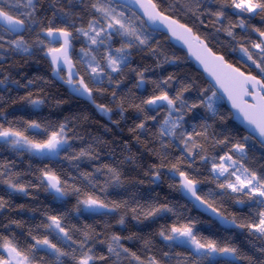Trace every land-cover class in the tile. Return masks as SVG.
Wrapping results in <instances>:
<instances>
[{
    "label": "trees",
    "instance_id": "16d2710c",
    "mask_svg": "<svg viewBox=\"0 0 264 264\" xmlns=\"http://www.w3.org/2000/svg\"><path fill=\"white\" fill-rule=\"evenodd\" d=\"M4 2L8 5L5 10L10 15L24 19L27 30L20 36L4 33L5 42L0 48V81H3L0 83V125L5 129L22 131L29 139L41 142L52 131H58L63 124L68 144L59 154L43 156L17 150L0 141V173H3L0 176V197L6 201V206L0 210V237L12 240L21 250L35 243L32 236L40 239L47 237L68 251L59 242L57 233L47 227L51 223L48 218L57 216L62 218V226L66 227L77 242L73 245L77 258L88 248L92 249L90 254L95 259L90 264H113L115 257L108 253V244L112 242L114 235L121 237L120 243L130 253H136L145 264L151 257H155L159 264H178L185 257L191 262V250L165 240L159 232L170 229L173 225L192 223L194 234L202 241L208 239L220 245L236 247L240 253L253 260L264 258V253L259 251L264 248V238L259 233L253 234L247 227L226 229L219 220L197 210L191 201L183 197L179 175L173 178L170 171L173 164L182 161L178 166L199 181V196L210 203L221 217L235 220L237 224L256 223L258 213L264 211V207L242 193L220 188L218 185L225 182V177H220L219 180L215 178L210 160L215 157L219 161V157L226 153L232 155L233 159H239V155L230 152V149L235 143H245L247 157L241 163L258 175H264V147L233 121L232 113L221 100L216 105L219 115L215 117L204 107L185 112L183 127L189 133L194 125L197 126V131H203L199 126L205 123L211 126L206 140L195 137L205 149L202 155L209 157V161L201 160L200 155H193L192 160H189L182 152L183 144L179 140L160 135V125L167 116V108L154 112L141 104L143 100L160 94L161 89L156 88L155 83L169 76L173 77L169 81L170 87L162 85L163 90L169 96H174L182 85H191L190 90L183 93L189 104L199 102L204 89H209L208 93H203L204 97L214 91L202 73L188 60L184 51L171 44L165 34L149 30L133 11L114 3L113 6L131 12L141 22L143 30L151 35L148 45L127 49L130 58L126 65L121 66L120 72H111L106 67V53L109 49L120 48L124 43H121L122 38L115 37L109 49L103 46L94 48L77 31L88 30L93 21H99L98 27L103 24L101 13L92 6H100L106 0H34V8L27 6V0ZM153 2L165 15L190 27L209 48L223 55L234 67L247 75L264 79L255 65L239 51L241 45L248 47L255 58L258 50H253L251 43H258L262 37L253 29L264 31V13L249 18L251 14H238L239 10L231 7V0H201L199 6L191 5L194 12L199 8L197 19L196 15L187 12L184 7L186 0H181L173 8H169V5L174 0ZM221 10L225 17L219 23L214 16L208 14ZM241 18L245 20V28L233 27L236 39L229 37L226 31H217L221 25L226 28L229 24H238ZM200 20L204 23L201 24ZM48 28L66 29L72 33L71 56L80 77L92 89V103L75 98L69 88L53 78L54 69L45 54L49 48L56 46H52L43 36ZM3 29L0 27V31ZM21 37L30 48L27 53L14 50V45L7 42ZM82 49L99 61L103 69L102 83H93L86 76L83 66L77 60V53ZM165 57L168 61L175 62L166 63ZM141 72L145 83L138 86ZM61 75L65 78L63 73ZM29 99L42 100L43 103L35 106L29 103ZM97 105H102L109 111H101ZM137 105H141L144 111L138 110ZM177 115H173V118ZM153 116L155 119L150 118ZM221 116L224 117L223 121L220 120ZM32 121L40 123L41 129L33 131L28 128V122ZM141 123L144 124L143 129L138 127ZM180 131L178 128L177 134ZM246 136L249 137L247 142L243 140ZM225 138L228 139L227 144L216 143ZM82 150L90 155L75 158ZM199 152V148L194 149V153ZM105 165L120 173V186L112 183L114 178ZM97 169L100 171L97 172ZM44 171L54 173L61 180L62 186L66 187L68 195L58 199L50 193L42 177ZM156 171L160 172L159 180H154ZM9 180L23 185L27 194L9 188ZM64 181H67L66 186ZM73 188L80 189L79 194ZM87 196L97 197L110 207L113 202L121 204V207L105 213L78 214V200ZM237 199L244 200L245 203L239 204ZM159 205H167L172 211L145 218L144 212ZM81 207L82 205L80 210ZM121 217L124 219L123 224L118 222ZM83 231H88L92 239L81 250L79 242L84 239ZM164 253L169 255L165 256ZM0 255L6 258L2 248ZM37 255L45 261L49 259L44 252ZM100 256L107 259L101 260ZM63 259L65 264H76L70 256ZM119 264H137V261L122 253ZM202 264L209 262L203 261ZM239 264H248V261L243 260Z\"/></svg>",
    "mask_w": 264,
    "mask_h": 264
},
{
    "label": "snow or ice",
    "instance_id": "6c2138e0",
    "mask_svg": "<svg viewBox=\"0 0 264 264\" xmlns=\"http://www.w3.org/2000/svg\"><path fill=\"white\" fill-rule=\"evenodd\" d=\"M120 2L125 5H139L149 21L153 24H164L173 36H178V38L184 39V42L189 45L190 49L192 48L191 41L196 42L197 51L194 54L196 55L197 60H199L206 69L211 65V74L215 77L216 83L219 84L220 89H223V92L227 94L228 99L232 102V106L243 114L244 119L251 126L252 133H258L260 138L259 143L264 147V79H258L255 75H246L244 72L240 71L239 68L228 63L223 55H217L207 44L200 40L198 36H194L190 27L179 23L178 20L172 19L170 15H165V12L158 9L157 4L153 3V0H146V3H141V0H120ZM180 2L181 0H174V2L169 5V8H173L175 4ZM213 2H215V0H213ZM106 3L108 4V7L103 5L97 6L96 4H93L92 6L97 12L101 13L103 19L107 21L106 27L101 25L99 30H97L99 21H93L89 25L90 32L83 29H78L77 31L87 36L91 44H104L105 39L110 41L114 34L128 37L129 39L127 40L126 46L115 49L116 55H112L111 51H109L106 56V67L111 69L112 72H120V65H126L130 58V52H128L127 49L148 45L151 33L145 32L143 28L137 29L133 25V22L125 16L123 11H117V8L112 7L111 5L117 3V0H106ZM192 4L199 6L201 0H186V3L184 4L187 12L196 15L197 19H199V8L197 7V11L194 12L191 7ZM0 5H3L0 6V20L7 24V27L0 31V48H2L3 43L5 42L4 33L19 34L27 29L25 28L24 19H18L13 15H10L9 11L5 10L8 5L5 4L4 0H0ZM27 6L34 8V0H27ZM231 7L239 10L238 14L240 15L244 13L251 14L249 18H252L253 16L264 13V0H231ZM208 14L214 16L218 23L225 17L222 10L209 12ZM200 23L203 24L204 21L200 20ZM233 27L245 28V20L241 18L238 24H229L226 28L221 25V28L217 29V31H226L229 37L236 39L232 30ZM178 30L182 35L178 34ZM45 31L49 37L63 39V46L61 48H49L47 53V55H50L53 65L56 66L54 68V74L58 75L59 66L62 63H70L68 50L71 46L70 37L72 36V33L66 29L54 28H48ZM253 31L259 33L260 37H264V31H260L258 28L253 29ZM90 33H95V35ZM101 33H104L105 39H101ZM7 42L10 45H14V50L25 53L30 51L29 46L25 43L22 37ZM251 48L253 50H258L255 52V58L253 52L250 51L248 47L241 45L239 51L248 61H251V63L255 65L259 70L260 75L264 76V39H261L258 43L252 42ZM235 50L237 49H233V51ZM81 51L83 52V49ZM84 54L86 56L89 55L88 53ZM165 62L174 63L175 61H168L165 57ZM87 67L90 69L89 75L92 76L95 82L102 83L103 76L101 74L103 69L100 67V63L96 60L95 56H91V59L87 62ZM73 75H78V73H69L70 78L67 83L70 85H74V81L71 79V76ZM139 75L141 76V80L138 86H142L145 83L143 72L139 73ZM172 79L173 77L169 76L165 80L156 82V88L161 89L160 94L143 100L141 104L143 106H148L150 110L154 112H158L160 108H167V116L160 125L161 137L169 136L179 140L180 143L183 144L182 152L187 159L192 160L193 155H200L201 160L209 161V157L202 155L205 149L202 144L197 142L195 137H203L206 140L208 137V128L211 126L205 123L199 126L203 131H197V126L194 125L192 126V132L189 133L187 129L183 127L184 114L185 112H191L193 109L204 107L213 117H215L219 115L216 105L219 101L223 100L224 97L218 95L219 89L211 91L209 95L204 97L203 93L209 92V89H204L201 93V99L199 102L189 104V102L184 99L183 93L189 91L191 85H182L181 89L177 91L174 96H169L168 92L163 90L161 86L170 87L169 81ZM111 82V76L109 75V83ZM0 83H3V81H0ZM29 83H31V81ZM75 84H78L79 87L74 86V92L81 95L86 93L89 99L92 98V89L88 87L83 77H80L75 81ZM113 96H115V93H113ZM244 97H251L254 102L249 103ZM178 102L179 106H177ZM29 103L38 106L42 104L43 101L29 99ZM97 107L100 108L101 111H109L102 105H97ZM136 107L138 110L144 111V108L141 107V105H137ZM174 113H179V115L173 118ZM150 118L155 119V116ZM220 120L223 121L224 117L221 116ZM27 126L34 130H40L42 127L40 123L35 121L28 122ZM138 127L143 129L144 124L141 123ZM178 128L181 129L179 134H177ZM44 131L47 132V129H44ZM0 138H2L3 143L9 144L17 150L30 151L33 152V154L40 155L58 154V149L63 148L68 144L65 125L63 124L59 126L58 131H52L48 138L41 142L29 139V137L22 131L13 130L12 128L5 129L3 125H0ZM248 139L249 137L247 136L243 137L245 142H247ZM216 143L227 144L228 139L225 138L223 140H218ZM196 148L200 149L199 153H194V149ZM245 148V143H235L232 145L230 152L238 154L239 159H233V156L227 153L219 157V161H217L215 157H212L210 160L212 164L211 171L214 173L217 180H219L220 177H225V182L218 185L220 188L230 189L233 193H242L250 200L264 207V175H258L256 171L245 167L244 164L241 163V161L247 157ZM89 155L90 154L87 151L82 150L79 153V156L75 158L78 159L79 157H86ZM181 162L182 161H178L177 164L172 165L170 171L172 172L173 178L178 174L181 178V188L188 193H191V195L195 197V200L200 201L201 204L207 203V201L202 200L201 197L196 194V185L199 181L191 177L188 172L181 170L178 166ZM104 167L108 168L110 175L114 178L112 183L116 186H120V173L115 168H110L107 165ZM99 171L100 169H97V172ZM2 175L3 173H0V176ZM42 177L47 180L48 189L54 190L58 199L68 195L66 187L62 186L61 180L54 173L44 171ZM159 179L160 172L156 171L154 174V180ZM7 183L9 188L27 194L26 188L23 185H17L10 180ZM63 183L65 186L67 185V181H64ZM72 190L78 194L80 192V189L78 188H73ZM237 203L243 204L245 201L237 199ZM80 205H83L84 210L86 211L107 209L111 212L121 207V204L115 202H113L110 207L109 204L104 203L99 198L93 196H87L85 199L78 200L76 208L78 212L80 211ZM5 206L6 201L0 197V210H3ZM207 207L212 209L213 212L217 211L215 208H212L210 203H207ZM171 211L172 209L167 205L152 206L148 211L144 212V216L145 218L154 217L158 213ZM258 216L259 219L256 223L249 224H237L235 220L227 221L223 217H221V219L234 227H247L250 232H253V234L259 233L260 237L264 238V211H260ZM48 219L51 223L48 224L47 227L57 233L59 242L65 245L68 251H65L63 248L59 247L57 243H53L47 237L40 239L36 236H32L35 243L24 250L18 248L12 240H6L4 237H0V248L7 251V258L0 255V264H65L63 258L69 256L72 260L76 261V264H89L90 261L95 259L94 255L90 254L92 252L91 248H88L86 252H83V255L80 258H77L75 250L73 249V245L77 242L73 240V237L69 234V231L66 230V227L62 226V218L50 216ZM118 222L123 224V217H121ZM14 223L18 222L14 221ZM193 229L194 224L187 223L180 226L173 225L170 229L161 230L159 232V235L165 240L174 241L181 246L188 245L191 249V262L185 257L181 261H178V264H202L203 261H208L209 264H239V262L243 260H247L248 264H264V258H260L258 261L253 260L252 257L240 253L236 247L220 245L216 241L208 239L202 241L197 238ZM61 233L63 235H60ZM29 235H31V233H29ZM82 235L84 239L79 242L81 250L86 247V242L89 239H92V236L88 231H83ZM128 239H131V237H128ZM120 240L121 237L114 235L111 238L112 242L108 244V253L115 257L113 264H119L122 253L128 254L132 259L137 261V264H145V261L141 260L136 253H130L129 249L125 248L120 243ZM145 243L147 245L148 242L146 241ZM259 251L264 253V248L259 249ZM39 252H44L49 259L47 261L43 260L42 257L37 255ZM164 255L168 256L169 254L164 253ZM99 259L104 260L107 259V257L100 256ZM147 264H159V261H157L155 257H151L147 261Z\"/></svg>",
    "mask_w": 264,
    "mask_h": 264
},
{
    "label": "water",
    "instance_id": "95a60500",
    "mask_svg": "<svg viewBox=\"0 0 264 264\" xmlns=\"http://www.w3.org/2000/svg\"><path fill=\"white\" fill-rule=\"evenodd\" d=\"M141 3H146V0H141ZM115 4H119V5L123 6L126 9H130L131 11H133L135 14H137L138 17H140L142 19V21L145 22V25H146V27L149 30L151 29L152 31H155V32H157L159 34H161V33L162 34H165L168 37V40L170 41L171 44H173L179 50L184 51L186 53V55H187L188 60L191 61L194 64V66H195V68H196L197 71H199V72L202 73V75L204 76V78L206 79V81L210 83V85L213 88V90L216 91L217 89H219L218 95H222L224 97L223 98V102L225 103L227 109H229V111L232 113L233 121L235 123H237L238 125H240L244 129V131L246 133H248L250 136H252L259 143V139L260 138L258 136V133H252L251 126L244 119L243 114L240 113L238 111V109H236V108H234L232 106V102L228 99L227 94L224 93L223 92V89H220L219 84L216 83L215 77L211 74V72H212L211 65H209V67L206 69L205 66L203 64H201L199 60H197L196 55L194 54L197 51V45H196V42L195 41H191L192 48L190 49L189 48V45L184 42V39H180V38H178V36H173L172 33L167 29V27L164 24H153L151 21H149L148 20V17L144 14L143 9H141L139 7V5H125L122 2H120V0H117V3H115ZM172 19H174V18H172ZM0 27L6 28L7 27L6 22L0 20ZM22 33L23 32H21L19 34H13V33H10V34L11 35L13 34L14 36H20V35H22ZM192 33H193L194 36H197L194 33V31H192ZM178 34L182 35V33H180L179 30H178ZM43 36L47 39V41L52 46H55V45L60 46V47H57V48H61L63 46V39L62 38L55 39L54 37H49V36H47L46 32H44ZM262 39H264V37H262ZM200 40H202V39H200ZM72 41H73V35L70 37L71 46H70V48L68 50L69 51L70 63L69 64H63L62 63L59 66L58 75H56V74L53 73V78H55V80L58 81L59 83H61L62 85H64L67 88H69L71 94L75 98H78V99L80 98V99L86 101L87 103H92L93 102V97L91 99H89L86 93L83 94V95H81V94L73 91V87L74 86L75 87H79L78 84H75V81H77L80 78V75H79V73H78V71L76 69V66L74 65V62H73V59H72V56H71L72 47H73ZM203 42L205 44H207L205 41H203ZM47 53L45 54V57H47V59L51 63V66L54 69L56 66L53 65V63L51 62V57H50V55H47ZM217 55H219V54H217ZM61 72L64 73L65 78L61 76ZM69 73H78V75L71 76V79L74 81V85H70L69 83H67L68 79L70 78L69 77ZM244 99L247 100L249 103H253L254 102L251 97H244ZM32 130L33 131H37V130H34V129H32ZM0 141L3 142L2 141V138H0ZM53 155L54 154H48V155H43V156H53ZM178 179L180 180V185H181V178L179 176H178ZM45 181H46V183H48L46 179H45ZM198 188H199L198 185H196V194L197 195H199V189ZM180 189H181V193H182L183 197L186 200H188L189 202L191 201L192 204L197 208V210H199L200 212H202L203 214H205V215H207V216H209L211 218L213 217L216 220H219L221 226L224 227V228H226V229L236 228V227L232 226L231 224L224 222V220L221 219V215L217 211L216 212H213L212 209H209L207 207V204L206 203L201 204L200 201H196L195 200V197H193L191 195V193H188L186 190L182 189L181 186H180ZM50 193H52L53 195H55L54 190H50ZM226 220L227 221H230L228 219H226Z\"/></svg>",
    "mask_w": 264,
    "mask_h": 264
},
{
    "label": "rangeland",
    "instance_id": "374dc122",
    "mask_svg": "<svg viewBox=\"0 0 264 264\" xmlns=\"http://www.w3.org/2000/svg\"><path fill=\"white\" fill-rule=\"evenodd\" d=\"M101 5H103V6H105V7H108V4L105 3V2L102 3V4H100V6H101ZM111 6H112V7H115V6H113V5H111ZM115 8H117V11H123L124 14H125V16L128 17V18L133 22V25H134L137 29H141V28H143L141 22H140V21H139V20H138V19H137V18H136L131 12H129V11H128V12H127V11H124L123 9H121V8H119V7H115ZM100 17H101V20H102V22H103L102 26H105V27H106L107 21L103 19L102 14L100 15ZM97 30H99L98 25H97ZM86 31H89V32H90V29H88V30H86ZM79 34H80L81 36H83L84 41H85L86 43H88L89 45L93 46L94 48H98V47L103 46V47H105V48H107V49L111 48L113 39H114L115 37L120 36V35H118V34H114V35L111 37V40L109 41V40L105 39L104 33H101V39H105V43H104V44H91V42H90V40L88 39L87 36L83 35L81 32H80ZM90 34L95 35V33H90ZM120 37L122 38V42H121V43L124 42L123 44H124V46H126L125 44H127V40H128L129 38H128V37H123V36H120ZM123 44L121 45V47L123 46ZM121 47H120V48H121ZM109 51H111L112 55H116L114 49H109V50H107V53H106V54H108ZM127 51L129 52V50H127ZM84 53H86V52L79 51V52L77 53V55H78V56H77V60H78L79 64L83 66V69H84V71H85V73H86V76H89V77H90V80H92L93 83H96L95 80L92 78V76L89 75V73H90V69H88V67H87V62L91 59V56H94V55H92L91 53H88L89 55L86 56ZM72 59H73V56H72ZM106 60H107V59H106ZM122 65H123V64H121L120 67H121ZM94 66H95V65H94ZM110 71H111V69H110ZM111 72H112V71H111ZM101 75H102V74H101ZM177 114H178V113H174L173 115H177ZM64 147H65V146H64ZM64 147H63V148H64ZM63 148H60V149L58 150V154L60 153V150L63 149ZM27 152H30V151H27ZM31 153H33V152H31ZM233 178H234V177H233ZM107 211H108L107 209H101V210H99V211H86V210H84V207H83V205H82L81 210L78 212V214H84V213H90V214H94V213H105V212H107ZM61 235H63V234L61 233ZM173 243H176V242L173 241ZM177 244H178V243H177ZM183 246L189 248L188 245H183ZM189 249H190V248H189ZM190 250H191V249H190ZM3 251H4V253L6 254V258H7V251H6L5 249H3ZM90 262H91V261H90ZM90 262H89V264H90Z\"/></svg>",
    "mask_w": 264,
    "mask_h": 264
},
{
    "label": "bare ground",
    "instance_id": "6f19581e",
    "mask_svg": "<svg viewBox=\"0 0 264 264\" xmlns=\"http://www.w3.org/2000/svg\"><path fill=\"white\" fill-rule=\"evenodd\" d=\"M72 54V53H71Z\"/></svg>",
    "mask_w": 264,
    "mask_h": 264
}]
</instances>
